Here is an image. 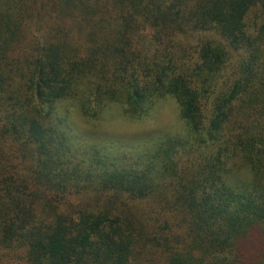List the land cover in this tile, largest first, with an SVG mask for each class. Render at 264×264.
Instances as JSON below:
<instances>
[{
  "label": "trees",
  "instance_id": "16d2710c",
  "mask_svg": "<svg viewBox=\"0 0 264 264\" xmlns=\"http://www.w3.org/2000/svg\"><path fill=\"white\" fill-rule=\"evenodd\" d=\"M0 264H264V0H0Z\"/></svg>",
  "mask_w": 264,
  "mask_h": 264
},
{
  "label": "rangeland",
  "instance_id": "374dc122",
  "mask_svg": "<svg viewBox=\"0 0 264 264\" xmlns=\"http://www.w3.org/2000/svg\"><path fill=\"white\" fill-rule=\"evenodd\" d=\"M70 116L74 129L79 130L87 127L73 111L70 113ZM176 124V105L172 99H167L159 102L152 115L140 123L124 120L117 109L110 108L104 113L103 118L94 125L95 129L105 133L110 138L108 147L127 154L129 151L132 152L130 145L135 138L148 136L153 131H172Z\"/></svg>",
  "mask_w": 264,
  "mask_h": 264
}]
</instances>
